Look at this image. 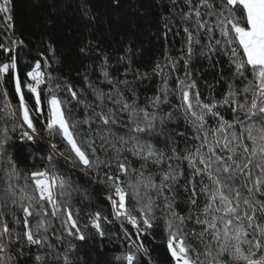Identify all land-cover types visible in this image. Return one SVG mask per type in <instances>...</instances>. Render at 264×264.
<instances>
[{
	"label": "snow or ice",
	"instance_id": "snow-or-ice-1",
	"mask_svg": "<svg viewBox=\"0 0 264 264\" xmlns=\"http://www.w3.org/2000/svg\"><path fill=\"white\" fill-rule=\"evenodd\" d=\"M171 3L183 25L180 59L185 69L197 47L226 55L233 66V81L221 99L205 101L192 91L197 85L187 71V79L176 78L175 88L162 75L161 94L148 98L143 107L129 81L113 84L107 71L103 76L112 90L89 82L91 99L47 71V58L22 73L17 49L23 41L11 34V0H0V28L11 41L0 43L6 57L0 60V264H21L30 254L24 250L33 246L43 253L33 257L34 264L61 258L72 264L68 252L57 253L49 237L51 231L62 241L54 227L59 221L64 234L85 240L80 209L72 203L77 189L61 160L85 174L100 176L102 168L108 170L99 183L130 249L114 258L117 264H152L145 240L158 221L163 222L172 264H264V0ZM165 59L166 64L158 62L153 69L157 75L167 67L176 70L179 61ZM6 78L13 81L15 103L2 87ZM177 92L180 103L173 111L183 113L195 143L183 154L176 147L168 154L154 145L150 134L158 122L163 126L173 118V112L160 116L159 111ZM80 109L82 118L74 115ZM42 134L50 142L47 155L39 157L42 164L21 169L19 152H40ZM124 153L139 161V167ZM178 188L187 195L183 213L177 210ZM102 222L112 221L100 210L89 213V224L101 237Z\"/></svg>",
	"mask_w": 264,
	"mask_h": 264
},
{
	"label": "trees",
	"instance_id": "trees-1",
	"mask_svg": "<svg viewBox=\"0 0 264 264\" xmlns=\"http://www.w3.org/2000/svg\"><path fill=\"white\" fill-rule=\"evenodd\" d=\"M10 7L13 15L11 34L23 41V45L17 49V62L21 72L26 71L37 60L43 62L47 58L51 63L47 71L61 82L71 84L75 90H84L90 99L89 82L105 92L112 90L113 85L107 83L103 71L109 73L113 84L117 81H129L141 107L148 102V98L161 94L162 75H167L169 87L175 88L176 78L187 79V71L197 85L192 91H199L205 101H210L213 97L221 99L227 91L228 83L233 81L234 68L228 57L211 53L206 48L201 50L197 47L185 69L184 62L180 59L184 55L183 25L177 14L178 9L171 0H11ZM2 23L3 15L0 14V24ZM8 36L9 32L0 28V43H11ZM165 57L179 61L176 70L167 67L163 74L157 75L153 69L158 62L166 64ZM0 60H6L2 50ZM234 82L239 84V81ZM2 87L15 103L13 81L6 78ZM119 88L131 97L132 92L124 84H119ZM178 97V92L175 96L170 94L169 103L161 105L159 115L166 116L168 112H173V118L165 120L163 126L158 122L154 133L150 134L154 145L168 154H171L173 147L183 154L186 146L195 143L191 139L194 135L192 127L186 122L183 113L173 111L174 106L180 103ZM221 111L226 118L230 117L228 111ZM82 112L83 109H80L74 115L82 118ZM181 133L184 135H180ZM55 142L59 144L58 139ZM37 143L41 148L40 152H19L17 162L21 169L29 170L42 164L39 157L47 155L50 142L42 134ZM60 147L62 149L63 145ZM98 154L104 158L103 152ZM124 155L132 160L134 167H139L140 162L131 157L130 153ZM61 165L70 175L73 187L77 189L73 193L72 203L80 209V226L85 240L67 236L60 229L59 221H56V234L63 237L62 241H57L55 235L49 232L56 252L63 254L67 251L72 264H117L114 258L130 249L120 222L111 217L105 186L99 183L103 173L108 170L102 168L100 176H97L95 173L85 174L72 168L64 164L63 160ZM149 167L153 171L157 170L153 165ZM183 167L187 169L186 162ZM184 183L185 180L180 181L181 185ZM187 207V195L183 188H178L177 210L183 213ZM97 210L112 221L102 222L105 233L103 237L89 224V213ZM157 223L158 227L153 230V235L145 240L150 249L152 264H172L167 252L163 222ZM84 225L89 226L84 228ZM24 251L30 254L23 258L21 264H34L33 257L43 254L35 246ZM48 264H63V259L49 260Z\"/></svg>",
	"mask_w": 264,
	"mask_h": 264
}]
</instances>
